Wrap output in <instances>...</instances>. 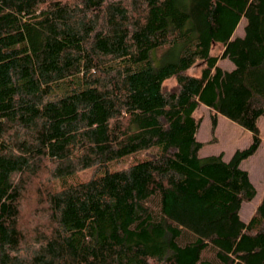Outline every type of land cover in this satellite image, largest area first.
<instances>
[{"label":"trees","instance_id":"1","mask_svg":"<svg viewBox=\"0 0 264 264\" xmlns=\"http://www.w3.org/2000/svg\"><path fill=\"white\" fill-rule=\"evenodd\" d=\"M261 117L264 0H0V264H264Z\"/></svg>","mask_w":264,"mask_h":264},{"label":"rangeland","instance_id":"2","mask_svg":"<svg viewBox=\"0 0 264 264\" xmlns=\"http://www.w3.org/2000/svg\"><path fill=\"white\" fill-rule=\"evenodd\" d=\"M245 25L246 21L242 20L234 34L235 37H242L244 35ZM162 51V49H155L151 52V58L156 67L163 64L158 56ZM220 52V46L217 45L213 53L219 54ZM218 65L226 71H232L235 68L229 59H220ZM203 66V62H198L190 68V74L201 75ZM202 111L205 113V118L197 134L198 141L202 143L200 150L201 157L223 154L226 160H230L237 150L246 149L252 144L253 133L251 131L220 114L217 115V122L214 124L210 111L206 108H203ZM258 129L261 140L260 148L254 156L242 163V168L252 174L258 191L253 201L248 202V204L244 203L243 216L245 218L253 216L256 211H254L253 207L258 205L264 197V117L258 120Z\"/></svg>","mask_w":264,"mask_h":264},{"label":"crops","instance_id":"3","mask_svg":"<svg viewBox=\"0 0 264 264\" xmlns=\"http://www.w3.org/2000/svg\"><path fill=\"white\" fill-rule=\"evenodd\" d=\"M223 158H224V156H223ZM224 160L225 161H228V160H226L225 158H224ZM241 167H242V165H241ZM243 169V168H242ZM248 172V171H247ZM249 173V172H248ZM249 175H250V180H251V182H252V184L254 185V187L256 188V185H255V183H254V181H253V178H252V174H250L249 173ZM257 190V189H256ZM257 194H258V191H257ZM257 194H256V196H257ZM264 198V197H263ZM263 198H262V200H263ZM261 200V201H262ZM261 203V202H260ZM259 203V204H260ZM248 204V203H247ZM259 204L258 205H256L255 207H253L254 208V211L256 210V208L259 206ZM244 206H245V204H243L242 205V208H241V212H240V214H241V218L245 221V222H249V220L251 219V216L249 217V218H245L244 216H243V208H244ZM253 211V212H254Z\"/></svg>","mask_w":264,"mask_h":264}]
</instances>
